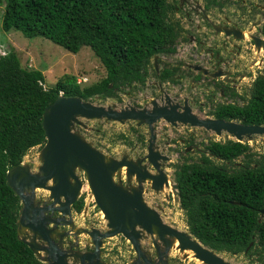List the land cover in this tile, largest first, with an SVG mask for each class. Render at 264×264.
Returning <instances> with one entry per match:
<instances>
[{"label":"trees","instance_id":"1","mask_svg":"<svg viewBox=\"0 0 264 264\" xmlns=\"http://www.w3.org/2000/svg\"><path fill=\"white\" fill-rule=\"evenodd\" d=\"M1 3L4 32L45 38L73 54L88 47L107 71L105 79L90 87L82 88L73 75L46 87L44 72L24 68L14 49L0 56V264H44L18 239L22 206L7 182L8 172L21 166L30 150L45 147L43 117L60 95L85 102L117 99L127 89H144L152 75L161 83L180 84V67L164 68L158 76L153 60L176 52L181 29L171 21L168 0ZM249 93L244 105L219 103L211 115L264 126V72ZM133 130L137 143L144 145L145 137ZM124 135L118 139H128ZM175 183L194 238L218 254H244L264 264V154L258 155L247 143L211 140L198 161L176 166ZM84 208L81 197L73 210L80 214Z\"/></svg>","mask_w":264,"mask_h":264},{"label":"water","instance_id":"2","mask_svg":"<svg viewBox=\"0 0 264 264\" xmlns=\"http://www.w3.org/2000/svg\"><path fill=\"white\" fill-rule=\"evenodd\" d=\"M258 48L264 50V41L258 44ZM158 61L157 56L154 58L157 73ZM193 69L200 70L198 67ZM203 73L209 76L208 71ZM221 76V73L212 75L214 79ZM76 117L119 123L146 122L150 131L156 122L164 120L172 126L183 124L203 128L215 132L218 136L226 133L241 143L244 139L253 140L254 136H264V126L200 119L189 107L181 111L176 105L160 106L155 102L150 111L132 108L120 111L115 107L111 109L96 106L80 98L60 95L57 102L45 111L43 117L47 144L42 148V153L46 150V154L40 172L32 173L21 165L12 168L7 174V182L22 206L17 221L18 239L29 247L39 261L44 264H107L103 260L104 241L124 236L137 253V264H148L150 260L140 248L142 232L137 228H141L151 236H154L155 231L158 239L166 245L164 250L157 247L158 264H168L169 253L176 241L180 250L191 251L195 259L202 264H233L221 254L204 246L190 233L162 224L158 214L150 210L144 202L143 186L140 185L137 190L129 192L117 185L113 179L114 173L125 164L107 163L101 151L75 134L72 131V123ZM147 159L157 175L145 173L142 169L143 162L139 167L128 163L126 166L130 167L133 175L138 176L140 182L150 179L153 189L168 186L169 180L159 167L161 161H168V157L154 151L151 145ZM75 168H81L87 175L92 196L107 220L108 231L76 227L73 206L80 199L84 185L75 173ZM171 186L175 201L180 202L177 184L171 182ZM38 190L47 191L50 195L39 202ZM261 217H264V210ZM84 235L91 238L92 250H87L91 243H81V236Z\"/></svg>","mask_w":264,"mask_h":264},{"label":"rangeland","instance_id":"3","mask_svg":"<svg viewBox=\"0 0 264 264\" xmlns=\"http://www.w3.org/2000/svg\"><path fill=\"white\" fill-rule=\"evenodd\" d=\"M1 1L0 56L6 55L8 51L14 49L24 68L42 70L44 72L46 87L54 86L65 75L75 76L78 83L80 79H87L88 82L82 84V88L97 84L107 77L106 69L88 47L83 48L78 54H73L45 38L29 39L18 31L4 32V6ZM187 44L186 41L182 40L177 45L178 50L174 56H159V61L162 60L164 65L185 64L190 58L187 51L190 48H187ZM158 68L161 72L159 66ZM263 71L264 65H262L261 70L256 71L257 76L263 73ZM253 79L254 77L249 78V83L242 84V90L238 92L240 98H231L229 96H222L217 86L209 81L200 86L193 84V82H199L200 78H196L192 73H186L178 85L161 83L152 75L144 89L140 87L138 89H127L120 92L117 99H106L104 101L96 97L91 102L96 106L111 109L115 107L120 111L131 108L150 111L153 109V103L157 102L160 106L176 105L181 111L185 107H189L192 113L200 119H214L211 112L216 104L230 102L242 105L246 103L245 99L249 98ZM133 129H139L140 134L145 137L144 145L137 143ZM72 131L101 151L105 159L109 161V164H125L114 173L113 179L117 185L128 191L138 185L146 187L143 183L151 185L149 182H140L138 176L133 175L130 167L126 166L127 163L139 167L141 162H143L142 169L145 173L157 175V172L147 159L149 148L152 145L154 151L168 157V161H161L159 167L165 173L169 184L160 189H154L151 192L152 196H150L152 199H149V201L151 202L154 197L164 199L167 195H171V204H166V207L169 208L167 210L170 213L172 212L174 222L169 221V224L175 229L187 233H189V229L184 212L180 207V202L175 201L176 197L173 194L171 186V182L175 183L176 166L185 162L192 163L198 161L201 157V152L205 150V145L211 140L225 142L231 139L237 141L226 133L218 136L215 132L206 131L203 128H193L183 124L172 126L164 120L156 122L152 126V131H150L146 122L142 124L131 121L119 123L104 119L89 120L76 117L72 123ZM121 135L128 136V139H118ZM242 143L250 145L252 150L257 152L258 155L264 154V136H254L253 140L244 139ZM188 149L190 150L187 152ZM42 151L40 148L30 150L22 165L30 169L32 173H39L44 159ZM237 162L241 164V161ZM74 171L84 185L80 192V198H85L83 212L81 214L74 212L73 214L76 227L86 230L98 229L108 231L105 215L96 206L94 197L92 198L93 194L87 175L81 168L80 170L74 169ZM49 195L47 191L38 190V201L41 202L47 199ZM122 244L124 242L118 236L106 240L103 260L107 264H114L107 256L112 251L115 253L114 256H119L120 264L128 262V257L131 256L128 253L130 249L124 248ZM221 256L233 264H256L255 262H251L252 259L244 254L238 256L221 254ZM169 261L170 264H201L185 255H181L175 249L171 252Z\"/></svg>","mask_w":264,"mask_h":264},{"label":"flooded vegetation","instance_id":"4","mask_svg":"<svg viewBox=\"0 0 264 264\" xmlns=\"http://www.w3.org/2000/svg\"><path fill=\"white\" fill-rule=\"evenodd\" d=\"M168 3L172 10L171 21L181 29L178 44L182 40L188 43L187 48L190 49L187 51L190 58L185 64L178 65H164L160 60L158 66L161 71L169 66L180 67L183 76L192 73L196 78H200L199 82L193 84L200 86L209 81L217 86L224 97H231L230 94L238 95L242 90V84L249 83V78L254 77L252 80L254 83L259 76L256 71L261 70L264 65V50L258 48V44L264 41V0H168ZM177 50L176 47L173 55L160 57H172ZM154 63L153 60V65ZM193 67H198L200 70H195ZM203 71H208L209 76L204 75ZM217 73H221L222 76L214 79L212 75ZM157 75H160V71ZM143 185L146 186L143 187L142 193L147 207L158 214L162 224L174 228L169 224V221L174 222L172 212L170 213L167 210L169 208L166 207L171 204V195H167L164 199L154 197L150 202L151 192L154 189L145 183ZM139 186L132 187L129 192L137 190ZM137 230L142 232L140 248L150 260L148 264L152 262L158 264L157 247L164 250L166 245L158 239L155 231L154 236H151L141 228ZM118 237L124 242L122 246L130 249L128 253L131 256L128 257L126 264H137L138 256L133 245L124 236ZM105 242L106 240L102 249L103 257ZM81 243H91V239L89 236H81ZM87 250H92V243ZM114 255L113 251L107 254L111 262L120 264L119 256Z\"/></svg>","mask_w":264,"mask_h":264},{"label":"bare ground","instance_id":"5","mask_svg":"<svg viewBox=\"0 0 264 264\" xmlns=\"http://www.w3.org/2000/svg\"><path fill=\"white\" fill-rule=\"evenodd\" d=\"M42 154H43V157H44V155L46 154V150H45L44 153H42ZM106 162L109 163L108 160H106ZM75 169H79V170H80V168H75ZM148 180H150V179H148ZM148 182H149L150 185L152 184L151 181H148ZM148 186H149V185H148ZM104 217H105V216H104ZM174 249H175L178 253H180L181 255H185V256H187V257L193 259V260H196L195 257H194V255H193V253H192L191 251H189V250H185V251L180 250V248H179V243H178L177 241L174 243ZM196 261H197L198 263H201V262L198 261V260H196ZM201 264H202V263H201Z\"/></svg>","mask_w":264,"mask_h":264},{"label":"built area","instance_id":"6","mask_svg":"<svg viewBox=\"0 0 264 264\" xmlns=\"http://www.w3.org/2000/svg\"><path fill=\"white\" fill-rule=\"evenodd\" d=\"M78 82V81H77ZM82 82V83H81ZM88 82V80L87 79H80V81H79V83L78 84H84V83H87Z\"/></svg>","mask_w":264,"mask_h":264},{"label":"clouds","instance_id":"7","mask_svg":"<svg viewBox=\"0 0 264 264\" xmlns=\"http://www.w3.org/2000/svg\"><path fill=\"white\" fill-rule=\"evenodd\" d=\"M92 198H93V196H92ZM74 212H75V211L73 210V214H74ZM75 213H76V212H75ZM76 214H78V213H76ZM80 214H81V213H80Z\"/></svg>","mask_w":264,"mask_h":264},{"label":"crops","instance_id":"8","mask_svg":"<svg viewBox=\"0 0 264 264\" xmlns=\"http://www.w3.org/2000/svg\"><path fill=\"white\" fill-rule=\"evenodd\" d=\"M82 241H85L84 239H82Z\"/></svg>","mask_w":264,"mask_h":264}]
</instances>
